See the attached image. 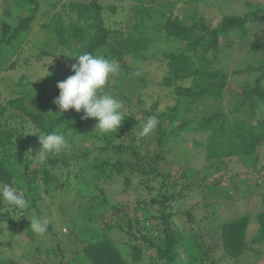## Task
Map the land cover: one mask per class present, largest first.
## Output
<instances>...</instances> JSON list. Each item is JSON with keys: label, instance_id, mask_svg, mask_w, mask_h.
<instances>
[{"label": "rangeland", "instance_id": "1", "mask_svg": "<svg viewBox=\"0 0 264 264\" xmlns=\"http://www.w3.org/2000/svg\"><path fill=\"white\" fill-rule=\"evenodd\" d=\"M21 1L0 0V21L6 19L10 23L15 17L27 14L26 11L16 9L21 6L19 4ZM38 1L39 8L31 29L23 32L21 41L12 38L13 40L2 45L0 107L7 106L6 99L16 95L15 91L20 89L17 83L23 87L19 82L21 75L24 76L21 80L23 83L26 80L36 81V87L43 84L44 89L38 97L33 96L35 92L32 90L26 97V104L33 108L40 107L49 90L71 74L69 57L75 54V47L79 43L74 42L70 46L60 43L54 37L55 33L50 25L55 19H60L66 27L70 21L76 19V14L68 8L69 0ZM100 2L103 6V23L116 33L114 36L136 35L138 30L134 29V26L139 19L145 25L150 24L148 30L155 35L144 50L146 57L140 62L134 61L131 72L124 74L120 63L112 60L120 66V72L111 77L105 87V90L111 89L115 82L119 83L123 93L130 97V105L136 109L141 108L137 101L138 94H141L144 107L157 113L166 110L174 102L176 81L171 85L163 82L168 70V59L165 55L176 51L183 43L168 37L164 30L157 27L169 15H177L187 24L202 18L208 27H213L219 23L223 15L242 16L250 13L251 16L243 28L220 34L217 59L211 68H219L227 74V82L222 88L221 103L231 118L232 114L239 115L246 107L240 103V98L247 88L253 85L257 75L263 74L261 83L264 84V67H258L264 57V0H100ZM51 3H54V6ZM112 6H115V10H112ZM141 7H144L143 10ZM7 11L9 13L5 14ZM46 39L48 43L43 44ZM43 48L48 52L41 56ZM193 60L198 63L200 55H195ZM252 66L255 68H251ZM136 71H139L140 75H132ZM47 72L50 75L42 80ZM181 84H191L190 79L181 81ZM51 86L53 87L50 88ZM209 103V100L205 101V104ZM52 104L50 113L54 115L58 108ZM235 108L239 110L231 112ZM242 113L250 116L248 110ZM81 116V112L76 113L70 109L60 117L73 119ZM148 117L144 116L143 121ZM258 118H264L262 103L256 105L255 113L251 116L252 123ZM21 122L22 119L17 118L11 121L9 126L18 132ZM167 122L165 120V124ZM65 124L62 123L55 129L59 130ZM95 124L96 122L86 119L79 127L83 132L74 134L71 129L66 131L67 135L75 140L68 142L66 148L58 155H50L59 160L53 168L49 185L42 178L43 168L49 167L48 160L43 164L38 162V156H35L40 147L38 137L28 134L29 131L36 130V127L32 125L26 134L23 133L32 140L30 142L25 140L17 142V136L13 140L5 141L3 146L12 155L10 158L12 166L15 161L13 169L16 174L23 172L24 163L16 162L19 155H15V151H23L35 162H31L38 170L33 190L38 192V196L32 204V197L28 194L30 207L26 210L0 202V212L11 215L14 219L21 216L31 219L34 215L46 217L49 220V228L44 237L34 233L30 235L21 229L10 234L5 222H2L4 226L0 233L1 260L13 258L16 264H91L83 260L81 251L89 239L101 237L113 239L123 256L129 260L127 245L131 239L127 234L126 221L131 219L132 224L136 225L135 217L139 216L138 224L147 227V231L144 230L143 233H147L152 241L163 237L164 226L161 224L160 216L162 211L158 203L151 198L162 199L165 194L175 192L179 200L170 204L172 211L178 213L174 217L175 228L177 232H182L185 238L195 237L201 252V262L196 264H264V242L257 252L247 251L237 258H230L225 256L221 247L218 224L204 226V222L199 221L213 209L203 204L215 203L218 208L214 222L226 221L247 212L250 215L247 233L249 235L254 233L257 228L255 214L263 206L261 192L264 191V141L257 148L258 160L245 157L224 163L221 160L217 161L216 158H206L202 146L207 138L206 133L182 132L170 138L163 154L167 165L187 167V175L175 182H172V179L168 180L167 185H163L161 177L157 176L147 181L146 187L141 182L142 178H145L144 175L130 173L128 168L118 173L114 170L108 171L107 166L96 167L102 160L114 161L116 155L111 151L105 153L94 151L95 145L99 143L96 138L99 133L94 129ZM174 124L175 122L172 123ZM156 136L155 130L146 137L147 141L143 142L145 149L141 150L143 155L145 152L151 155L157 150ZM83 153H86V157L80 158L79 155ZM125 176L129 177L128 184L125 183ZM188 183H192L191 188L186 186ZM143 199L154 202L146 212L140 205ZM192 205L197 222L190 221L185 215L183 217L184 211ZM147 213H151L149 215L152 216L149 218ZM117 223L123 228L117 226ZM108 224L113 228L106 230L105 226ZM152 224L154 226L151 228ZM135 234L143 247L142 259L136 264H162L161 260L155 258L156 251L151 242L142 239L140 233ZM205 249H208L207 253H203ZM177 252L180 256L177 263L186 264L181 247Z\"/></svg>", "mask_w": 264, "mask_h": 264}, {"label": "trees", "instance_id": "2", "mask_svg": "<svg viewBox=\"0 0 264 264\" xmlns=\"http://www.w3.org/2000/svg\"><path fill=\"white\" fill-rule=\"evenodd\" d=\"M19 4L21 6L16 9L28 13L21 17H15L10 23L6 19L0 21V51L3 43L15 38L21 41L23 32L31 29L32 21L39 8V1L22 0ZM51 5L54 6V3H51ZM67 5L71 11L75 12L76 19L70 21L66 27L60 19H55L50 27L54 30V37L60 43L67 46L74 42L79 43L75 47V54L69 58L71 64L75 63L74 58L77 55L88 52L110 60H116L120 63L121 70L123 69L125 74V72L133 70L134 61L140 62L146 57L144 50L153 40L152 38L155 37L148 30L150 24L145 25L139 19L134 26V29L138 30L136 35L114 36L116 33L103 23V6L100 0H69ZM143 8L141 7V10ZM112 10H115V6H112ZM8 13L7 11L5 14ZM250 16V13L242 16L226 14L213 27H208L202 18L187 24L180 20L177 15L166 16L157 27L159 30H164L168 37H173L183 43V46L176 51L165 55L168 59V70L163 82L171 85L176 81L174 102L166 110L157 113L144 107L141 94H138L137 101L141 108L136 109L130 105V97L123 93L119 83L115 82L111 89H106L105 91L111 92L124 103L123 114L125 118L116 133L96 136L99 143L95 145L94 151H102L104 153L111 151L113 155H116L114 161L102 160L96 167L107 166L108 171L114 170L118 173L128 168L130 173L136 172V174L144 175L145 178H142L141 182L146 187H148L147 181L157 176L161 177L163 185H167L166 182L171 179L172 182L178 181L179 178H184L187 175V167L177 168L167 165L163 153L171 137H176L182 132L191 131L207 134L205 143L202 144L207 159L216 158L217 161L221 160L224 163L232 159H243L245 157H252L258 160L257 148L264 141V118H258L255 123H252L251 116L255 113L257 104H264V84L261 83L263 74L256 76L253 85L248 87L245 94L240 98V103L246 106L242 112L248 110L250 116H246L241 112L236 116L232 114L231 118L221 103L223 97L222 88L227 82V74L219 68H211V65L217 59L220 34L232 29L243 28ZM43 26L44 24H42ZM47 43L46 39L43 44ZM41 52V56H44L48 51L43 48ZM197 54L200 55L198 63L193 60ZM258 67H264V57L263 62ZM251 68L255 67L252 66ZM73 74L71 72L69 76ZM22 76L19 82L23 87L21 88L20 84L17 83L20 89L15 91L16 95L6 99L7 106L0 107V182L14 186L16 190L24 194L26 199L28 194H30L32 204H34L38 196V192L33 190L38 170L31 162H35L23 151H15L14 154L19 155L16 162L24 163L23 172L16 174L13 169L15 161H13L12 166L10 163L12 155L5 150L3 144L5 141L13 140L15 136H17V142L23 140L26 142L32 141L24 135L32 125L36 127V130L45 133L62 132L67 143L73 142L75 139L67 135L66 131L71 129L74 134L83 132V129L79 127L86 119H81V117H74L73 119L68 117L61 118L60 116L57 118V116L51 114L53 100L59 95V90L57 87L52 88L53 86L50 87L52 89L49 88L50 90L41 106L31 108L25 102L27 95L31 92L30 90L35 92L33 93L34 97H38L44 87L43 84L36 87V81L30 82L26 80L23 83L21 81ZM48 76L47 73L42 77V80H45ZM187 79H190L191 84L182 85L181 81ZM206 100H209L210 103L205 104ZM237 109H232L231 112H235ZM81 113L83 115V111ZM152 115H156L159 120L155 138L157 150L151 155H148V152L143 155L141 150L142 148L145 149L143 142L147 141V139L146 137H141L139 133L144 122V116ZM17 118L22 119V122L19 124L20 130L15 132L9 125L11 121ZM88 120L96 122L95 119ZM165 120L168 121L166 124ZM174 122L175 124L172 125ZM62 123H66L65 126L56 130L55 128ZM79 156H81L80 158H85L86 153ZM58 160V158L49 157L47 161L49 167L43 168L42 178L47 185L51 183V174ZM62 160L65 162L64 159ZM187 160L189 161V159ZM125 183H129V177H126ZM186 186L191 188L192 183H188ZM261 195L263 206L255 214L257 228L250 235L247 233V226L250 223L249 213H242L226 221L214 222L218 206L215 203L203 204L211 206L213 209L199 221L204 222V226H216L218 224L220 230L219 238L225 256L237 258L247 251L257 252L259 246L264 242V191L261 192ZM177 198L178 194L175 192L165 194L162 199H159V197L151 198L160 206L162 211L160 213L162 217L161 224L164 226V236L157 238L155 241H152L147 233H143L144 230L145 232L147 231V227L138 224V221H140L139 216L135 217L136 225L132 224L131 219L126 221L127 234L131 239V242L129 240L127 245L130 255L129 260L123 256L110 237L89 239L81 251V257L84 261L87 260L91 264H136L142 259L143 251L142 245L137 241L138 237L135 234L137 232L140 233L142 239L151 242V246L156 251L155 258L161 260L162 264H178L177 261L180 260L177 252L179 247H181V253L186 259V264L200 263L201 252L198 249L199 244L195 237L185 238L183 233L177 232V228H175L174 217L178 213L175 214L172 211L170 204L178 201L179 199ZM151 200L143 199L140 201V205L145 212L150 207V204L154 203ZM192 208L193 205L187 208L183 217L185 215L190 221H196ZM151 216L149 215V218ZM30 220L26 216L14 219L11 215L0 212V233L4 226L1 223L5 222L10 234H14V232L21 229L26 230L31 235L33 232L29 227ZM116 225L123 228L120 223ZM153 226L152 224L151 228ZM105 227L106 230L113 228L109 224ZM207 251L208 249H205L203 253H207ZM0 264L16 263L13 258H7L4 260L0 259Z\"/></svg>", "mask_w": 264, "mask_h": 264}, {"label": "clouds", "instance_id": "3", "mask_svg": "<svg viewBox=\"0 0 264 264\" xmlns=\"http://www.w3.org/2000/svg\"><path fill=\"white\" fill-rule=\"evenodd\" d=\"M74 59L75 63L69 68L74 74L56 84L59 95L53 103L58 111L54 115L58 118L70 109L76 113L83 111L81 119H95L94 129L99 134L116 133L125 118V106L111 92L105 91V87L111 77L119 74L120 66L108 58L88 52ZM132 75L138 76L140 72L136 71ZM158 123L156 115L149 116L142 123L139 135L148 137L156 130ZM28 134L38 137L40 147L35 156H38V162L42 164L50 155H58L67 146L64 134L59 131L45 133L32 130ZM0 202L21 210L30 207V201L24 194L8 183H0ZM29 227L34 234L44 237L48 232L49 220L34 215L29 221Z\"/></svg>", "mask_w": 264, "mask_h": 264}]
</instances>
